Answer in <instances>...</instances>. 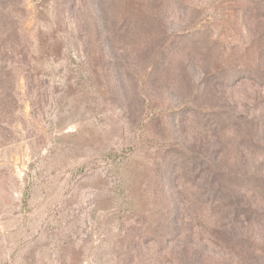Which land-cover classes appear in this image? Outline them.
Masks as SVG:
<instances>
[{"label":"rangeland","instance_id":"1","mask_svg":"<svg viewBox=\"0 0 264 264\" xmlns=\"http://www.w3.org/2000/svg\"><path fill=\"white\" fill-rule=\"evenodd\" d=\"M0 264H264V0H0Z\"/></svg>","mask_w":264,"mask_h":264}]
</instances>
